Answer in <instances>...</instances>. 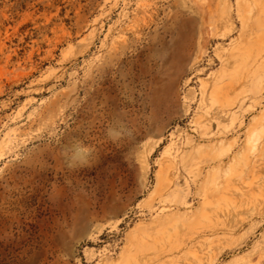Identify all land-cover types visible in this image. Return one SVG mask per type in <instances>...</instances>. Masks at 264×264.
I'll return each mask as SVG.
<instances>
[{"label":"rangeland","instance_id":"rangeland-1","mask_svg":"<svg viewBox=\"0 0 264 264\" xmlns=\"http://www.w3.org/2000/svg\"><path fill=\"white\" fill-rule=\"evenodd\" d=\"M0 264H264V0H0Z\"/></svg>","mask_w":264,"mask_h":264}]
</instances>
